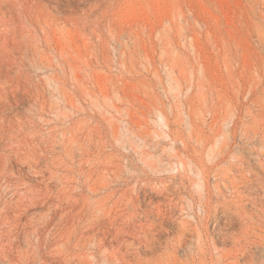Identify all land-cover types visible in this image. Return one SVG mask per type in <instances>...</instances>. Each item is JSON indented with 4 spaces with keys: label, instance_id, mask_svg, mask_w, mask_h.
<instances>
[{
    "label": "rangeland",
    "instance_id": "rangeland-1",
    "mask_svg": "<svg viewBox=\"0 0 264 264\" xmlns=\"http://www.w3.org/2000/svg\"><path fill=\"white\" fill-rule=\"evenodd\" d=\"M0 264H264V0H0Z\"/></svg>",
    "mask_w": 264,
    "mask_h": 264
}]
</instances>
